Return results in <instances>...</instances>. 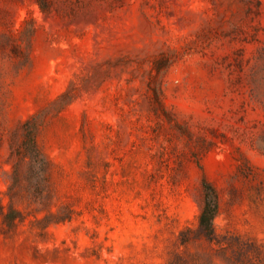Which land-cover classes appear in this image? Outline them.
Returning a JSON list of instances; mask_svg holds the SVG:
<instances>
[{"label": "rangeland", "instance_id": "1", "mask_svg": "<svg viewBox=\"0 0 264 264\" xmlns=\"http://www.w3.org/2000/svg\"><path fill=\"white\" fill-rule=\"evenodd\" d=\"M0 208V264H264V0H0Z\"/></svg>", "mask_w": 264, "mask_h": 264}, {"label": "trees", "instance_id": "2", "mask_svg": "<svg viewBox=\"0 0 264 264\" xmlns=\"http://www.w3.org/2000/svg\"><path fill=\"white\" fill-rule=\"evenodd\" d=\"M32 138L30 134V139ZM33 146V144H32ZM207 190L206 199L203 206L201 207L198 215V223L200 229L204 232L207 237H211L213 231V220L217 214V202L216 197L211 187L205 184ZM0 214L7 220L9 225H12L18 218L16 212L10 210L9 213L3 214V208H0Z\"/></svg>", "mask_w": 264, "mask_h": 264}]
</instances>
